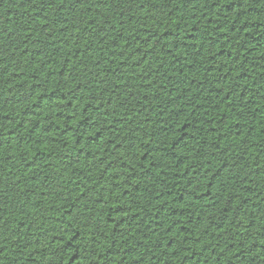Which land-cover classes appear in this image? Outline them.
Wrapping results in <instances>:
<instances>
[{"label":"trees","instance_id":"1","mask_svg":"<svg viewBox=\"0 0 264 264\" xmlns=\"http://www.w3.org/2000/svg\"><path fill=\"white\" fill-rule=\"evenodd\" d=\"M0 264H264V0H0Z\"/></svg>","mask_w":264,"mask_h":264}]
</instances>
